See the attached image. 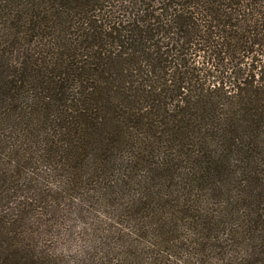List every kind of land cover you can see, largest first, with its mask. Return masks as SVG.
Wrapping results in <instances>:
<instances>
[{
    "label": "trees",
    "instance_id": "trees-1",
    "mask_svg": "<svg viewBox=\"0 0 264 264\" xmlns=\"http://www.w3.org/2000/svg\"><path fill=\"white\" fill-rule=\"evenodd\" d=\"M0 264H264V0H0Z\"/></svg>",
    "mask_w": 264,
    "mask_h": 264
},
{
    "label": "rangeland",
    "instance_id": "rangeland-1",
    "mask_svg": "<svg viewBox=\"0 0 264 264\" xmlns=\"http://www.w3.org/2000/svg\"><path fill=\"white\" fill-rule=\"evenodd\" d=\"M226 67H222V70L225 69ZM251 70V73L255 71L256 69V64L251 65V66H242L241 71L246 70ZM221 69L214 70L213 67L207 66L202 73V81H205L207 85H214L215 81L217 80H224L228 81L229 79L232 81L234 78H228L227 74H223V71ZM110 215V216H109ZM107 217L104 215H101L97 218L98 221H101L98 224V229L96 231V234L102 238L106 234V229L109 228L111 233L107 235L106 237H103V239H110L114 234L116 235L117 232H119L121 235L125 236L127 238V241L129 239L131 241H135V239H138V231L133 228V222H129V219H124V220H114L113 219V214H109ZM87 223L86 226L88 227L89 231L91 233H94L95 226L92 222V216L87 215ZM76 227H74L73 231V237L67 232L66 228L60 235V241H51L53 242L59 249H61L67 256H75L77 254H80L83 252V241H89L87 237L84 236L85 232L81 230V226L83 225L80 222H77L75 224ZM69 237L72 239V241H68ZM74 238V239H73ZM103 239L101 240H96L93 242V245H99ZM94 240V239H93ZM92 240V241H93ZM126 240V239H125ZM112 242V241H110ZM115 242V241H113ZM124 242V241H122ZM91 244V243H89Z\"/></svg>",
    "mask_w": 264,
    "mask_h": 264
}]
</instances>
